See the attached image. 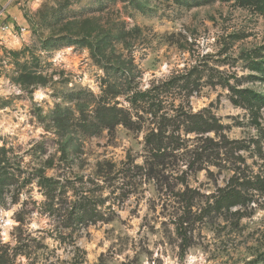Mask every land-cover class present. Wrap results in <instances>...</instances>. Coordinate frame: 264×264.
<instances>
[{"label":"rangeland","instance_id":"rangeland-1","mask_svg":"<svg viewBox=\"0 0 264 264\" xmlns=\"http://www.w3.org/2000/svg\"><path fill=\"white\" fill-rule=\"evenodd\" d=\"M259 67L264 13L235 0H0V264H264V193L239 221L223 212L195 221L183 250L181 206L152 183L116 204L113 221L74 228L45 210L36 177L88 181L129 160L141 165L142 133L85 130L80 118L102 90L111 98L122 81L112 69L145 89L197 68L190 109L207 108L227 126L264 179V106L253 114L208 82L242 79L264 98ZM168 93L176 105L187 100ZM212 171L214 179L188 178L196 214L231 176Z\"/></svg>","mask_w":264,"mask_h":264},{"label":"trees","instance_id":"trees-1","mask_svg":"<svg viewBox=\"0 0 264 264\" xmlns=\"http://www.w3.org/2000/svg\"><path fill=\"white\" fill-rule=\"evenodd\" d=\"M235 1L240 6L251 5L264 13V0ZM195 69L163 82H152L145 89L138 84L130 86L134 82L131 75L125 78L123 71L112 69L122 81L111 86V98L106 90L101 91L88 116L80 118V127L112 133L117 126H122L142 133V164L129 160L120 169L101 170L94 180L88 181L38 174L43 206L50 216L62 218L66 225L74 228L107 224L116 217V204L117 207L123 204L141 184L152 183L157 191L170 193L181 206L176 230L185 250L189 247L187 230L198 219L223 212L239 221L246 215L256 194L264 193V179L250 170L242 155V142L228 138L227 126L207 108L198 112L190 109L189 94L199 87V79L193 77ZM258 71L264 76L263 67ZM208 82L227 90L234 105L244 106L253 114L264 106L262 96L242 88V79L230 83L228 78L221 76L211 77ZM126 85L130 87L121 91ZM171 88H177L179 94L183 92L187 100L178 105L174 98L169 101ZM118 96L124 99L123 103L115 100ZM79 112L83 115V111ZM212 169L218 173L228 170L231 176L225 186L218 187L210 197L212 202H206L200 214H196L194 206L199 193L188 186V178L204 171L214 179ZM178 186L183 189H177ZM16 222L23 224L24 220L18 218Z\"/></svg>","mask_w":264,"mask_h":264},{"label":"built area","instance_id":"built-area-1","mask_svg":"<svg viewBox=\"0 0 264 264\" xmlns=\"http://www.w3.org/2000/svg\"><path fill=\"white\" fill-rule=\"evenodd\" d=\"M4 30H6V29H4ZM22 32H24V30H21Z\"/></svg>","mask_w":264,"mask_h":264}]
</instances>
